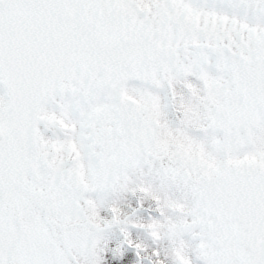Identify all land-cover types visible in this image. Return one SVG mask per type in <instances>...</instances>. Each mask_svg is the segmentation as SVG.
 Instances as JSON below:
<instances>
[{"label": "snow or ice", "instance_id": "6c2138e0", "mask_svg": "<svg viewBox=\"0 0 264 264\" xmlns=\"http://www.w3.org/2000/svg\"><path fill=\"white\" fill-rule=\"evenodd\" d=\"M0 264H264V0H0Z\"/></svg>", "mask_w": 264, "mask_h": 264}]
</instances>
